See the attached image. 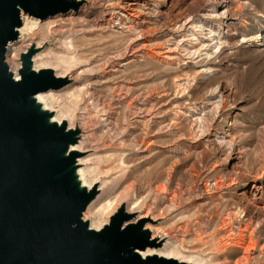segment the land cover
<instances>
[{
  "label": "rangeland",
  "instance_id": "374dc122",
  "mask_svg": "<svg viewBox=\"0 0 264 264\" xmlns=\"http://www.w3.org/2000/svg\"><path fill=\"white\" fill-rule=\"evenodd\" d=\"M95 1L37 19L11 57L19 51L20 67L41 42L37 67L86 81L82 94L54 91L49 103L76 109L72 126L85 128L95 159L87 168H99L112 198L166 211L154 230L181 246L169 257L209 264L217 249L231 264H264V0H140L134 11L123 8L133 0Z\"/></svg>",
  "mask_w": 264,
  "mask_h": 264
},
{
  "label": "water",
  "instance_id": "95a60500",
  "mask_svg": "<svg viewBox=\"0 0 264 264\" xmlns=\"http://www.w3.org/2000/svg\"><path fill=\"white\" fill-rule=\"evenodd\" d=\"M75 0H0V264H187L142 256L154 247L143 224L125 223L121 210L95 230L84 215L97 196L80 179L73 150L80 129L53 120L40 94L60 91L69 78L36 70L32 48L21 55L20 80L12 72L9 46L19 39L23 16L45 21L77 12Z\"/></svg>",
  "mask_w": 264,
  "mask_h": 264
},
{
  "label": "bare ground",
  "instance_id": "6f19581e",
  "mask_svg": "<svg viewBox=\"0 0 264 264\" xmlns=\"http://www.w3.org/2000/svg\"><path fill=\"white\" fill-rule=\"evenodd\" d=\"M77 1L82 2L81 8L77 11L78 13L82 10L83 7H84V9H86L88 6H91L93 3L96 2L95 0H77ZM133 1L134 2L131 3L128 6V8H126L124 6H123V8H125V10H129V11L133 10L134 11V9L132 7L136 6L137 3H139L140 0H133ZM226 19H227V17H226ZM125 20H127V18L126 19H121L120 20V23L118 25V27L121 28L122 30L126 28L127 22L125 24L124 23ZM38 22H39V20H37L35 18H32V17H29L27 15H24L23 16V26L18 30V32H19V39H18V41L19 40L22 41L24 38H26L30 34L34 33V31H35V29L37 27ZM227 27L229 28V26H227ZM259 37H261V36L258 35L257 37H252V38H250L247 41L245 40V42H250V43L252 42V43H254L258 39H260ZM40 45H41V42H39L37 44H35V42H34L33 45H30L29 44V47H28L27 51L26 52H22L20 54V57H21L22 54L27 53L30 49H32L34 47L37 48V49H39L40 50L39 53H37L34 56V59H33L34 68L37 71L38 70H41V69L49 68V69L54 70L55 71V74L58 77L69 78V80H70L69 84H67L64 87V89H62V90H66L68 88L67 90H72V93H79V94L81 93L82 94L85 91V89H86L84 87L86 85V81H83L81 79H76L77 81L75 82L74 79L70 76L69 73H65L64 72L62 74V72L59 70L60 69L59 67H58L59 69H57L56 67L55 68L54 67H42V68L37 67V56L44 49L43 46H40ZM260 45H262V44L260 43ZM14 46H15V43H13V44H11L9 46V52H8V56H7V62L9 64L12 72H14L17 80H19L20 79L19 71L21 69V61L19 60L20 61V67H19V64L17 62H15V59L17 58V55H18V52H19L17 49H16L17 51H15V54L11 57ZM258 46L259 45H257V47ZM8 57H10V63H9ZM38 60L43 65H45V64L47 65L48 64L47 62L45 63V54L44 53L38 57ZM79 60L80 59H78V57L75 56V57H73V59L70 60V62H73L74 63V62H78ZM119 60L120 59L109 60V61H107L104 64V66H103V63H101L102 66L104 67V72L101 74L102 77H105V74H106V70L105 69L110 68V67H114L115 64H116V61H119ZM61 62L62 63H67V61H64V60H62ZM50 66H51V64H50ZM62 67H64V66H62ZM116 87L119 88V86H116ZM115 89H117V88H115ZM113 92L115 93L117 91H113ZM37 98H38L39 102L43 105V107L45 109L50 110L51 112L54 113L53 120L55 122H58L59 124H62L63 122H66L68 124V126H69L70 129H80L81 130L80 141L73 148V150H76V151H78V152L81 153V156L78 158V165H79L78 173H79V176H80V179H81L83 185L85 187H87V189L89 191H97L96 198L94 199V201L92 202V204L89 206V208L87 209V211H86V213L84 215V220L85 221H88L90 223V227L92 229H95V230H102L103 228H105L107 225L110 224V221H111L112 217L115 214H117L121 210H124L130 216V219L125 223V227L130 226V225L143 224L144 225V229L146 231H148V232L151 233V241L154 244V247L148 248L146 251L142 252V256L147 257V256L157 255V256L163 257V258L177 260V261H179L181 263L196 264V262L194 263V262H191V261L181 260V259H178V257L177 258H175V257H169L171 254H179L178 252L181 251V246L179 245V243H176L174 241H170L171 238L170 237H166V234H160V232L157 231V229L154 230V227L158 226L161 223V220L159 218L162 217V215L164 213H166V211H164V210H161L160 211V209H153V210H151V211L149 210V211H147L145 213H139L142 210V204L141 203H139L138 201L129 202V199L125 198L122 195L121 196H118L116 198H112L111 194L113 195V193L109 190V187H110V185L108 184L109 181L107 179H102V173L99 170V168L97 166H94V167L90 166V167L87 168V164L95 161V159H93L92 157H89L88 159H86V157L88 156V153L85 151V149L83 150V145L85 143V135H86L85 128L82 125H80L79 122H77V121L75 123V126L74 127L72 126L73 125V120H74L75 114H76V109H74L71 106H68L66 104L65 105L63 104V106H61V109H60L59 114H58V111L54 107H52L50 105V103H49V101H52V100H54L56 98V92H54V91H51V92L45 93V94H40ZM129 106H130V104H129ZM117 114H119V113H117ZM89 175L91 176V178L89 177ZM88 177H89V179H88ZM251 191H252L251 192V194H252L251 196L252 197H254L255 199H259V200L262 199L263 192H262V187L261 186L253 185ZM110 192H111V194H110ZM242 197H244V196H242ZM212 199H214V197ZM244 199H247L248 200V197L247 198L245 197ZM119 203H121V205L114 212L116 206ZM132 204H134V206H132ZM87 216L88 217H91L92 220L91 219H88ZM235 217L230 216V218H232V220L234 221V223L237 222V220L235 219ZM215 219H216V216H215V214H213V215H211L209 217L208 222H212ZM240 223H242V220H240ZM251 225H252V223H249L248 224V226H251ZM224 226H226V225L224 224L223 227ZM219 227H220V225H219ZM221 227H222V225H221ZM232 232H233V230H232ZM253 239H254V237L251 234L249 240H253ZM256 242H260V241H256ZM219 252H220V250H217L216 249V254L210 258L209 264H231V262H230L231 261L230 260V256L229 255L220 256L219 255Z\"/></svg>",
  "mask_w": 264,
  "mask_h": 264
}]
</instances>
